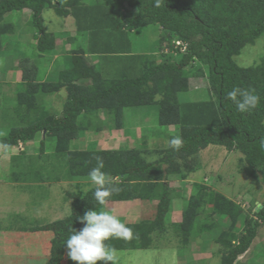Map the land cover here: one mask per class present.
Wrapping results in <instances>:
<instances>
[{"label":"trees","instance_id":"16d2710c","mask_svg":"<svg viewBox=\"0 0 264 264\" xmlns=\"http://www.w3.org/2000/svg\"><path fill=\"white\" fill-rule=\"evenodd\" d=\"M24 10L31 15L27 26L36 43L30 65L23 66L20 82L5 84L1 78L6 73H0V88L5 86L11 98L4 93L0 97L15 104L13 111L19 120L15 123L19 126L0 139V147L11 153L19 143L24 148L29 146L39 134L42 140L34 155L26 150L11 153V182L90 181L75 184L78 192L67 194V217L30 229L52 235L47 264H62L69 259L65 242L73 229L79 231L84 226L78 217L88 210L104 211L108 203L131 201H155V215L152 220L126 224L134 238L109 239L105 243L110 248L144 251L151 247L153 234L162 236L172 230L182 251L200 235L217 233L211 242L220 247V264H236L264 224V200L261 209H248L253 216L244 214L235 202L198 182L191 186L180 222L171 223L168 216L172 202L182 200L186 188L182 192L174 190L169 183L175 179L184 183L186 172L194 169V157L210 146L240 153L243 174L264 183V56L247 68L235 61L246 46H254L264 37V0H160V6L157 0H0V53L5 40L16 32L11 15ZM46 10L62 19H74L80 37L79 45L63 58L62 70L51 74L38 69L36 62L39 56L57 50L58 35L44 29ZM150 26L161 32L157 51L130 53V35ZM76 39L68 37V42ZM174 41L181 42L185 52ZM173 55L178 58L173 59ZM88 56L96 57V63L89 64ZM191 79L205 80L208 100L180 102L179 95L188 93ZM234 88L252 91L261 97L260 104L248 114L238 112L227 96ZM60 92L65 97L57 114L38 103L42 97ZM153 105L158 107V126L178 127L184 141L179 152L168 143L154 150H145V144L141 150L70 149L71 142L86 132H103V123H99L101 127L97 124L101 114L109 117L110 131H120L124 110ZM48 139L54 141L51 152L46 151ZM97 157L103 161L102 171L119 189L103 206L93 196L95 189L89 177L97 166ZM208 207L210 213H206ZM202 215L204 222H200ZM216 216L220 224L213 220ZM223 220L227 221L225 226ZM240 221L243 226L239 229Z\"/></svg>","mask_w":264,"mask_h":264},{"label":"rangeland","instance_id":"374dc122","mask_svg":"<svg viewBox=\"0 0 264 264\" xmlns=\"http://www.w3.org/2000/svg\"><path fill=\"white\" fill-rule=\"evenodd\" d=\"M30 16L27 10L11 15L16 32L5 40L4 49L0 53V73L3 74V70L6 73L1 80L5 84L20 82L23 66L30 65L32 51L36 43V40L32 39L33 31H30L27 26ZM8 18L9 16L6 17V19ZM43 22L46 32L58 35L57 50L54 54L39 56L36 58V62H38V69H46L51 74L62 69L63 58L70 56L71 52L79 45L80 37L77 35L74 19L57 17L52 10L44 11ZM160 35V29L156 26L133 32L129 38L131 40L130 53L139 55L157 51ZM68 37L77 39L75 42H68ZM173 44L176 46L175 41ZM166 46L167 44L164 43L163 47L166 48ZM173 56V59L178 58L176 55ZM262 56H264V37L260 38L254 46H246L241 55L235 58V61L239 67L247 68L258 63ZM24 57H28L25 62L23 61ZM87 61L89 64H95L97 58L88 56ZM205 87L204 79H191L188 93L179 95L180 102L208 100L209 96ZM6 90L5 86L0 88V96L1 93H4L8 98H11ZM64 97L65 93L60 92L49 98L42 97L38 103L43 104L50 111L54 109L59 112L61 110L60 103ZM9 102L0 97V139L7 136L12 127L19 126L15 125L19 122L15 111H13L15 104ZM12 118L14 124L10 125L9 121ZM157 119L158 107L156 105L129 108L124 110L123 130L110 131L109 117L101 114L97 124L100 126L99 123H103V132L101 134L94 131L86 132L71 142L70 149L85 151L124 147L141 150L143 144L146 146L145 150H154L158 146L161 149L162 146L167 145L168 138L179 136V130L174 126L160 127ZM41 140V135H37L36 139L24 150L29 155L36 154L38 143ZM53 146L54 141L48 139L46 151L51 152ZM11 153L17 152L13 150ZM11 153L0 147V264H47L52 235L48 232L33 233L30 232V229L46 226L67 217L70 212V200L67 194L78 192L75 184H87L90 181L82 178L83 180L60 183H13L10 179L9 169ZM193 160L194 169L192 173L186 172L184 183L179 179L169 183L170 188L174 190L182 192L186 188V193L182 200L177 199L172 202L168 222H180L181 211L186 207L191 186L198 182L207 186L211 191L218 192L235 201L242 208L244 214L245 212L251 213L248 211L249 208L256 211L261 209L264 200V183L250 179L243 174L244 163L240 153H229L222 147L210 146L197 154ZM182 185L184 186L182 187ZM252 204H254V208L256 207L255 209L251 207ZM155 206L156 202L143 204L115 202L108 203L104 211L116 215L125 224H135L142 220H152L155 215ZM209 209L210 207L205 209L206 213H210ZM250 215L253 216V213ZM213 220L221 223L217 216ZM204 221L205 218L202 215L200 222ZM222 224L225 226L227 221L223 220ZM242 226L240 221L239 229ZM219 230L217 229L216 232ZM216 234L200 235L182 251L178 248L179 242L172 230L162 236L153 234L152 245L147 250L117 251L119 264H220L221 255L217 254L220 247L211 242ZM70 262L77 264L70 259H67V262L64 260L62 264H70ZM97 264H103V262L98 261ZM236 264H264V224L261 225L250 249L246 254L238 257Z\"/></svg>","mask_w":264,"mask_h":264},{"label":"clouds","instance_id":"9594fccd","mask_svg":"<svg viewBox=\"0 0 264 264\" xmlns=\"http://www.w3.org/2000/svg\"><path fill=\"white\" fill-rule=\"evenodd\" d=\"M157 6H160V0H157ZM227 96L235 104L237 111L244 114L257 108L261 100V97L252 91L241 88H234ZM21 144L17 146L18 152L24 151L23 144ZM168 144L174 152H179L184 146V141L180 136H173ZM262 147H264V141H262ZM103 167V161L97 157V166L89 172L95 189L93 196L101 206L119 191L112 185L107 174L102 171ZM78 220L84 226L79 231L73 229L72 234L66 240L68 258L77 264H97L98 261H102L103 264H109V262L119 264L117 250L110 248L105 242L109 239L132 240L133 230L108 211L88 210L83 216L78 217Z\"/></svg>","mask_w":264,"mask_h":264},{"label":"crops","instance_id":"0c3cea01","mask_svg":"<svg viewBox=\"0 0 264 264\" xmlns=\"http://www.w3.org/2000/svg\"><path fill=\"white\" fill-rule=\"evenodd\" d=\"M62 70V69H61ZM18 83V82H17ZM52 111H54V112H52V113H58V112H56L54 109L52 110ZM22 145V144H21ZM23 147H25L24 146V144L22 145ZM13 150L15 151V152H17L18 153V150H17V146L16 147H13ZM155 202V201H154ZM117 203H124V204H128V203H140V204H143L142 202H140V201H131V202H117ZM112 204V203H111ZM107 205V204H106Z\"/></svg>","mask_w":264,"mask_h":264},{"label":"built area","instance_id":"2783aa9c","mask_svg":"<svg viewBox=\"0 0 264 264\" xmlns=\"http://www.w3.org/2000/svg\"><path fill=\"white\" fill-rule=\"evenodd\" d=\"M175 44H176V47H178V46H180V47L183 46L181 42H175ZM181 52H185V46H183V47L181 48Z\"/></svg>","mask_w":264,"mask_h":264}]
</instances>
